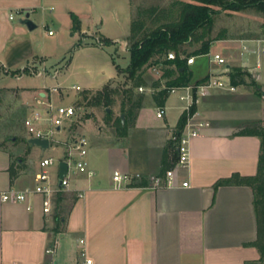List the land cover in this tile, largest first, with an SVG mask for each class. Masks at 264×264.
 I'll list each match as a JSON object with an SVG mask.
<instances>
[{
	"label": "crops",
	"instance_id": "crops-1",
	"mask_svg": "<svg viewBox=\"0 0 264 264\" xmlns=\"http://www.w3.org/2000/svg\"><path fill=\"white\" fill-rule=\"evenodd\" d=\"M132 1L0 0V52L7 53L5 64H0L14 68L7 64L26 60L21 67L38 61L45 65L49 56H60L61 51L78 44L84 35L97 40L98 45H104L99 42L101 39H109L120 51H128ZM18 11L29 13L35 28L40 24L59 26L62 33L53 39V51L35 47L30 35L33 29L22 23L24 17ZM72 15L80 20V29L74 33ZM16 16H21L17 22ZM49 34L54 32L49 30ZM261 39L224 36L212 41L208 53L197 55L189 54L194 49L187 48L188 55L195 56V61L188 64L192 72L190 83L170 91L162 116L158 115L161 106L153 95L160 88L154 83L164 86L167 78L162 77L161 65H146L140 84L133 86L129 80L135 95H142L143 99L135 118L128 117L124 135H120L116 124L123 113L121 97L110 107L87 106L91 114L75 123L73 132L76 139L84 136L88 141L87 161L93 175L74 170L69 146L76 139L73 143L65 140L63 145L55 137L56 133H67L65 121L75 114L52 131L48 120L51 107L42 104L47 95L52 98L55 87L51 92L41 88L35 92L33 88V93L24 97L37 105H27L29 116L25 123L27 126V121L39 113L50 129L42 127L41 119L35 124L49 138V146L30 143L33 135L26 127L18 128L17 134L0 133V190H31L23 201L0 198V264H77L83 246L97 264H264L259 261L258 248L251 244L257 239L252 187H214L219 179L234 173L257 172L260 137L237 131L249 121L264 120V90L263 98H259L252 85L232 84L229 73L230 68L240 67L248 72L247 82L253 79L264 88ZM215 53L221 54L225 63H218ZM125 54L129 56V51ZM113 58L114 53L113 69L107 70L97 86L83 88L75 84L81 87L78 91H96L109 83L113 86L120 76L126 78ZM68 66L69 62L63 68ZM59 72L49 75L57 77ZM24 75L13 77L20 80ZM208 80L220 81L224 86H213L206 94H198L197 85ZM188 86L192 87L196 102L192 120L209 124L191 139L190 162L182 168L176 167V144L169 142L175 137L181 114L191 105L190 98H181L191 93ZM36 93L43 97L41 105ZM75 95L77 92L72 100ZM72 100L66 105H72ZM121 123H125V118ZM47 157L54 160L49 166L53 190L49 197L33 191L41 161ZM63 160L68 162L70 172V184L64 189L59 177V163ZM170 168H175L172 186L166 178ZM115 170L132 175L133 179L117 187L113 180ZM155 176L161 177L158 184L151 180ZM143 180L145 184L141 183ZM183 181L189 184L184 186ZM46 205L50 207L48 212L44 210ZM57 215L62 218L59 224Z\"/></svg>",
	"mask_w": 264,
	"mask_h": 264
},
{
	"label": "trees",
	"instance_id": "trees-1",
	"mask_svg": "<svg viewBox=\"0 0 264 264\" xmlns=\"http://www.w3.org/2000/svg\"><path fill=\"white\" fill-rule=\"evenodd\" d=\"M255 8L264 12V0H173L167 8L158 6L138 7L132 17L130 34L127 37L129 51V63L122 68L114 59L119 72H124L128 80L133 81V86L140 84L143 68L146 65L157 63L163 70L162 77L167 78L164 86L155 82L157 89L154 99L159 106H163L172 87L186 86L190 83L192 72L187 63L188 49L186 44L192 41H201L199 47L189 54L208 53L214 39L224 38L225 34L215 38L208 37L209 30L213 25L214 16L220 10L240 11ZM72 32L80 29V20L77 15H72ZM102 44H109V39H101ZM78 44H81L79 41ZM175 53V58H169V52ZM9 72V69H4ZM24 72H30L28 66ZM230 79L234 85L249 84L258 92L260 88L253 79L247 82V71L240 67L230 68ZM204 80V79H202ZM198 81V83L202 82ZM132 87L125 88L122 92L118 87L110 83L101 89L92 91L83 90L80 94V106H106L110 107L122 98L121 110L125 112V123H121V117L116 120L120 135L127 132V119L136 115V109L142 104V95H135ZM196 111V102L185 110L177 123L174 139L169 145L177 147L178 140L187 124L189 117ZM111 114V112L109 113ZM75 127V126H74ZM237 134L257 135L260 137L261 146L258 158V168L254 175H242L234 173L230 177L219 179L214 187L221 185L238 184L249 185L254 192V208L257 217V239L251 244L255 245L260 252L259 261L264 262V120L247 122ZM177 151V150H176ZM141 183H146L142 181ZM58 216V215H57ZM62 218L58 216L57 224Z\"/></svg>",
	"mask_w": 264,
	"mask_h": 264
},
{
	"label": "rangeland",
	"instance_id": "rangeland-1",
	"mask_svg": "<svg viewBox=\"0 0 264 264\" xmlns=\"http://www.w3.org/2000/svg\"><path fill=\"white\" fill-rule=\"evenodd\" d=\"M172 1L173 0H133L132 10L133 13H135L136 9L140 6H158L161 9L167 8ZM20 15L23 17L25 14ZM21 16H16L14 21L17 22ZM49 30H52L54 35L49 34ZM61 33L62 31L59 26L54 24H50L49 27H44L40 24L39 27L30 31V35L36 45L35 47L52 51L55 47L53 45V39H56ZM223 34L226 36H243L246 38H264V12L255 8L240 11L220 10L214 16V22L209 30L208 37L215 38ZM84 36H80L79 38L81 44H76L75 42L71 48L68 47L67 49L65 48L64 51H61L60 56H49L48 62L45 65L40 64V61H38L37 64H33L34 62L29 63L30 74L24 73L25 75L20 80L15 79L13 76L18 77L22 75L21 66L26 64V60L14 63L10 62L9 64L6 63L14 68H9L0 64V133L17 134L18 128L21 129L24 127H26V131L29 132L25 123V119L29 116L27 105H37V103L33 104L24 96L29 95L31 92L33 93V88L35 92L37 91L36 88L51 92V89L55 87V90L53 89L52 91V98L51 95L45 96L47 100L45 99L42 105H49L50 103L56 108L62 105L65 106L71 102L73 95L77 92V95H75L72 100V105L75 107V116L65 121L67 133L55 134L56 139L61 141L62 144L68 139L70 143H73V140L76 139L75 133L73 132V125L79 123V120H84L87 115L91 114L87 106H80L79 103V100L82 99L80 93L83 89L78 91L73 85L79 84L83 88L97 86L104 76L108 74L107 70L113 69V53L115 54L116 61L120 65L124 66L129 62V56L125 54L128 53V51H120L119 48H116L117 44L109 43L98 45L97 40H91L88 36ZM216 40L217 39H214L213 42ZM118 43L121 45L123 42ZM201 43V41H192L187 48L196 49ZM5 60H7V53L0 52V62L5 64ZM67 62H69L68 68H63ZM15 67L20 68L17 70ZM4 69H9V72H4ZM40 70L43 71V74L36 75V72ZM55 71H60L57 77L49 75ZM16 85H22L29 89L26 91L24 87ZM127 85L132 87V82L124 78V76H120L113 82V87H118L121 91L129 87ZM45 87L50 89H43ZM252 87L255 91L257 90L254 86ZM263 90L264 88L260 87L258 92H256L259 98H263ZM35 97L38 103L43 98L38 93H36ZM38 105L41 104L39 103ZM41 124L46 131L50 129L48 122L44 123L41 119ZM65 142L64 144H66ZM73 151H76V149H73ZM56 163L57 160L55 161V164Z\"/></svg>",
	"mask_w": 264,
	"mask_h": 264
},
{
	"label": "built area",
	"instance_id": "built-area-1",
	"mask_svg": "<svg viewBox=\"0 0 264 264\" xmlns=\"http://www.w3.org/2000/svg\"><path fill=\"white\" fill-rule=\"evenodd\" d=\"M17 14H25L23 11H18ZM24 15L23 17H25ZM13 15H11V18ZM100 42V41H99ZM261 42V52L264 54V38L260 40ZM169 58H175V53L174 52H169L168 53ZM214 59L218 63H225V58L219 54L215 53L214 54ZM195 61V56H189L187 57V63L191 64ZM27 66L22 67L21 73L24 75V69ZM29 68V66H28ZM30 71V69H29ZM35 74V72L33 71ZM36 74H43V71L40 70L36 72ZM187 86V85H186ZM213 86H224L220 81H212L208 80L203 82L202 84L197 85L196 87V92L200 95H204L208 92L210 88ZM74 88L76 89H81L80 86L74 85ZM188 88L191 90V93L193 92L192 87L188 86ZM229 88L231 90L235 89V86L229 85ZM142 89V87L140 88ZM176 87H172L170 91H174ZM188 94L187 96L182 95L181 98H190V103L194 101L193 98V93L192 95ZM51 107V115L49 116L48 120L50 121L51 124V130L53 131L57 126H61L64 122L65 119L71 118L75 114V107L73 105H65V106H59V107H53L52 104H49ZM189 108V106H188ZM55 110V112H54ZM165 114V109L161 107L158 111V115L162 116ZM41 119V115L39 113H36L32 119L27 121V128L29 132L33 136H38V137H45V134L43 130H41L35 123H37ZM209 123L206 121H193L192 117H189L187 124L178 140L177 143V161H176V167H186L189 165L190 162V141L193 137L197 136L200 132V129L208 125ZM87 144L88 141L86 137L84 136H78L76 141L69 146V154L70 158L73 161L74 164V170H78L80 172H87L90 175L94 174V171L89 169L88 167V161H87ZM73 149H76L77 154H73ZM54 160L52 157H47L44 158L41 161V166L42 169L38 172L37 174V185L34 187L33 191L36 193H40L43 195H46L49 197L51 193L53 192L52 188L50 187L49 184V179H50V171H49V166L53 164ZM69 170L65 177L60 178V187L62 189L67 188L70 184L69 180ZM166 178H167V184L169 186H172L174 183V178H175V168H170L166 171ZM133 179L132 175H129L127 173H123L120 170H115L113 173V180L115 182V185L117 187L123 186L125 183L130 182ZM152 181H154L155 184H158L161 180L160 176H155L151 178ZM189 183L188 181H183V185L187 186ZM30 189H25L23 191H16L14 189H8V190H0V198L3 201H11V202H19L23 201L27 198L28 192H30ZM82 194L80 193V196ZM44 210L48 212L50 210L49 206H45ZM85 240L81 239V243L84 244ZM77 264H97L94 260L93 257H91L86 249L85 246H83L80 250V259Z\"/></svg>",
	"mask_w": 264,
	"mask_h": 264
},
{
	"label": "water",
	"instance_id": "water-1",
	"mask_svg": "<svg viewBox=\"0 0 264 264\" xmlns=\"http://www.w3.org/2000/svg\"><path fill=\"white\" fill-rule=\"evenodd\" d=\"M22 23L25 24L29 29H34L36 27L35 22L30 18L29 13L26 14L24 18L21 19ZM109 110V109H107ZM122 122H124L125 113L120 114ZM29 142L38 146H41L42 148H46L49 146V138L48 137H38V136H32L29 139ZM68 162L63 160L59 163V177L63 178L68 172Z\"/></svg>",
	"mask_w": 264,
	"mask_h": 264
}]
</instances>
